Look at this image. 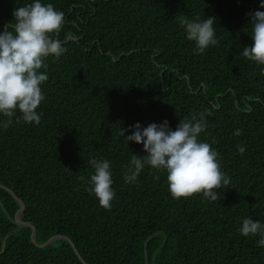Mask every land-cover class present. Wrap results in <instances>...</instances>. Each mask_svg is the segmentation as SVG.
Segmentation results:
<instances>
[{
  "label": "trees",
  "instance_id": "trees-1",
  "mask_svg": "<svg viewBox=\"0 0 264 264\" xmlns=\"http://www.w3.org/2000/svg\"><path fill=\"white\" fill-rule=\"evenodd\" d=\"M44 2L64 14L53 37L66 51L45 58L39 124L17 110L0 127V264H83L75 249L87 264H264L259 237L238 232L242 218L264 220V66L240 53L253 43L249 14L260 0ZM28 3L0 0V27ZM207 16L219 43L196 54L179 20ZM200 113V139L230 180L215 200L174 199L166 172L149 166L124 181L132 154L146 153L121 128L167 119L175 130ZM93 158L110 161V209L88 191ZM5 188L24 203L37 243L63 236L75 248L64 239L35 246L31 228L13 222L19 204Z\"/></svg>",
  "mask_w": 264,
  "mask_h": 264
},
{
  "label": "clouds",
  "instance_id": "clouds-1",
  "mask_svg": "<svg viewBox=\"0 0 264 264\" xmlns=\"http://www.w3.org/2000/svg\"><path fill=\"white\" fill-rule=\"evenodd\" d=\"M264 0L250 13L248 26L253 43L240 52L244 58L264 66ZM14 19L0 27V116L8 117L0 122L7 127L17 110L26 123L39 124L41 116L36 111L45 99L41 85L48 80L45 58H59L65 51L62 41L54 38L64 24V14L44 0H31L25 6L13 10ZM186 39L195 45L196 54H202L219 41L214 25L216 18H181ZM42 68L45 71H40ZM207 115H211L206 110ZM207 128L205 113L193 114L180 120L175 130L167 119L143 126L139 121L121 128V136L143 145V156L132 154L124 171V181L135 183L145 166L166 172L168 191L174 199L202 193L210 200L217 197L216 189L227 187L229 178L221 171L220 154L200 139ZM130 131L131 134H126ZM235 135H240L237 130ZM238 151L243 154L244 148ZM93 172L87 183L88 191L98 199L99 205L111 208L115 198L110 161L93 158L89 161ZM83 179V177H81ZM238 232L244 236H258L257 245L264 247V220L242 218Z\"/></svg>",
  "mask_w": 264,
  "mask_h": 264
},
{
  "label": "water",
  "instance_id": "water-1",
  "mask_svg": "<svg viewBox=\"0 0 264 264\" xmlns=\"http://www.w3.org/2000/svg\"><path fill=\"white\" fill-rule=\"evenodd\" d=\"M69 38H67L65 40V42L68 40ZM1 186V185H0ZM8 192H10V194L13 196V198L16 200V202H18L19 204V209L18 211L16 212L15 214V217L13 218V222L20 228V227H30L31 228V236H30V239L32 241V243L37 246V247H46L47 245H49L50 243L56 241V240H59V239H64L66 241H68L74 248L75 246L73 245V243L66 237H63V236H53L51 237L50 239H48L46 242L42 243V244H39L37 243L36 241V238H35V228L33 227V225H31L30 223L28 222H24L22 219H21V216L24 214V209H25V206H24V203L18 199V197L15 195L14 192H12L11 190H9L8 188H5ZM6 240V239H5ZM5 240L3 241V244H2V250L0 252H2L5 248ZM75 253L76 255L78 256L79 260L83 263V264H87L84 262L83 258L81 257L80 253H78V251L75 249ZM147 264V263H146ZM153 264V263H152Z\"/></svg>",
  "mask_w": 264,
  "mask_h": 264
}]
</instances>
